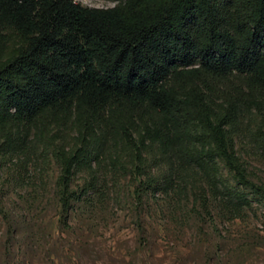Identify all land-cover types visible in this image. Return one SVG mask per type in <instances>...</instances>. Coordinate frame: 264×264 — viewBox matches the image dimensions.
Masks as SVG:
<instances>
[{
	"label": "trees",
	"instance_id": "16d2710c",
	"mask_svg": "<svg viewBox=\"0 0 264 264\" xmlns=\"http://www.w3.org/2000/svg\"><path fill=\"white\" fill-rule=\"evenodd\" d=\"M254 111L260 132L264 0H0V152H51L63 220L127 163L152 194L191 190L203 214L213 198L235 215L248 199L217 159L249 182L233 138Z\"/></svg>",
	"mask_w": 264,
	"mask_h": 264
},
{
	"label": "rangeland",
	"instance_id": "374dc122",
	"mask_svg": "<svg viewBox=\"0 0 264 264\" xmlns=\"http://www.w3.org/2000/svg\"><path fill=\"white\" fill-rule=\"evenodd\" d=\"M110 7L118 0H74ZM233 147L248 183L217 159L223 178L248 205L233 215L211 198L202 213L193 191L145 190L131 164L103 168L94 189L60 208V166L51 152L31 160L0 152V264H264V128L254 111ZM78 172L71 188L84 185Z\"/></svg>",
	"mask_w": 264,
	"mask_h": 264
}]
</instances>
